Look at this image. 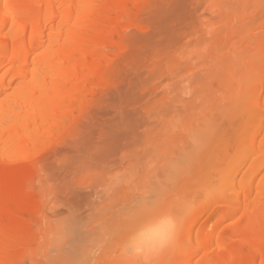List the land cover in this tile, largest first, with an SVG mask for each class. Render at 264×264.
I'll return each mask as SVG.
<instances>
[{"label":"rangeland","instance_id":"1","mask_svg":"<svg viewBox=\"0 0 264 264\" xmlns=\"http://www.w3.org/2000/svg\"><path fill=\"white\" fill-rule=\"evenodd\" d=\"M144 1L138 22L121 21L127 48L107 70L109 86L94 89L90 114L64 142L46 144L30 180L8 181L18 194L4 195L6 203L35 198L28 221L16 226L27 243L22 264H186L178 253L197 232L227 237L245 217L240 211L219 224L231 207L216 199L248 183L252 160L264 163V152L250 155L264 116L249 122L264 113V88L254 94L264 86V0ZM263 181L264 169L252 185ZM214 202V213L199 217ZM161 214L178 221L177 240L133 257L129 233ZM254 231L264 236V223ZM216 248L194 262L217 256Z\"/></svg>","mask_w":264,"mask_h":264},{"label":"bare ground","instance_id":"2","mask_svg":"<svg viewBox=\"0 0 264 264\" xmlns=\"http://www.w3.org/2000/svg\"><path fill=\"white\" fill-rule=\"evenodd\" d=\"M145 2L0 0V264H22L21 251L27 243L19 238L16 226L28 221L27 210L35 203L33 196L18 205L6 203L4 195L16 198L18 194L7 188L8 181L14 176L30 180L45 154L46 144L64 142L66 135L83 122L82 117L90 114L99 96L94 89L104 86L106 78L109 80L108 72L120 59L119 53L127 48L120 33L121 21L129 25L136 19L138 22ZM108 69L111 70L107 72ZM263 88L261 83L255 96ZM263 116L262 112H252L249 122H260ZM258 128L250 139L253 157L264 152V142L256 145L257 136L264 132L262 125ZM250 167L255 170L245 172L248 183L235 196L216 199L231 207L228 214L220 212L219 224L240 211V216L245 217L238 218L227 237L215 238V233L203 237L197 232V251H192L191 243L186 245V252L183 249L178 253L180 257L188 255L186 264H211L214 259L220 261L215 264L263 263L264 249L258 247V241L262 243L264 236L256 234L254 225L258 221L264 223V212H258L264 210V181L257 186L252 183L264 163L252 160ZM214 204L209 203L199 217L214 213ZM238 236L243 237V243L233 244ZM250 240H257V244L251 246ZM213 245L218 249L215 258L203 252L202 262H194L200 250L207 252Z\"/></svg>","mask_w":264,"mask_h":264},{"label":"clouds","instance_id":"3","mask_svg":"<svg viewBox=\"0 0 264 264\" xmlns=\"http://www.w3.org/2000/svg\"><path fill=\"white\" fill-rule=\"evenodd\" d=\"M180 225L171 215L161 214L151 220L137 224L129 233L125 247L133 257L158 253L165 243H174Z\"/></svg>","mask_w":264,"mask_h":264}]
</instances>
